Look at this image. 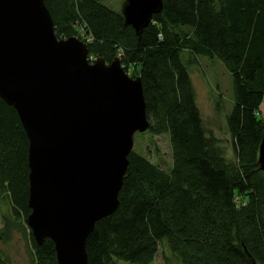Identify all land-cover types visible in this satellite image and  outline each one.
I'll return each instance as SVG.
<instances>
[{
    "label": "trees",
    "instance_id": "16d2710c",
    "mask_svg": "<svg viewBox=\"0 0 264 264\" xmlns=\"http://www.w3.org/2000/svg\"><path fill=\"white\" fill-rule=\"evenodd\" d=\"M107 0H43L57 39H90L88 59L114 57L141 86L151 136L167 134L165 173L132 151L115 211L85 240L88 264H150L164 242L162 264H264V171L257 166L264 101V0H161L137 36ZM123 2V0H118ZM85 39V38H84ZM197 57L219 61L230 76L225 117L234 162L203 128L190 69ZM27 139L15 111L0 101V198L26 218ZM20 226V227H19ZM30 242L29 264H56L53 245L5 221ZM0 264H5L0 256Z\"/></svg>",
    "mask_w": 264,
    "mask_h": 264
},
{
    "label": "water",
    "instance_id": "95a60500",
    "mask_svg": "<svg viewBox=\"0 0 264 264\" xmlns=\"http://www.w3.org/2000/svg\"><path fill=\"white\" fill-rule=\"evenodd\" d=\"M161 6L123 0V24L138 36ZM0 101L27 139L24 224L34 243L48 239L56 264H88L85 240L115 211L132 136L148 127L138 78L117 57L90 61L76 37L57 39L43 0H0Z\"/></svg>",
    "mask_w": 264,
    "mask_h": 264
},
{
    "label": "rangeland",
    "instance_id": "374dc122",
    "mask_svg": "<svg viewBox=\"0 0 264 264\" xmlns=\"http://www.w3.org/2000/svg\"><path fill=\"white\" fill-rule=\"evenodd\" d=\"M103 6L119 13L122 2L107 0ZM92 60L94 58L90 57ZM196 66L190 69L191 84L195 93V104L199 111L206 134L214 138L222 155L228 162H234L230 136L228 134L225 117L232 108L230 76L222 64L215 59L197 57ZM129 77L136 76L132 67L125 69ZM259 118L264 121V101L259 106ZM132 152L144 157L152 165L165 173L171 168V153L168 135L151 136L146 131L134 133L132 136ZM11 205L6 197L0 198V234L4 230V223H19L24 225L25 218H15ZM20 227V226H19ZM30 242L26 232L17 228H10L5 240H0V256L5 264H29ZM163 257H169V251L164 242L159 243L157 253L150 264H162ZM115 264H129L116 260Z\"/></svg>",
    "mask_w": 264,
    "mask_h": 264
},
{
    "label": "built area",
    "instance_id": "2783aa9c",
    "mask_svg": "<svg viewBox=\"0 0 264 264\" xmlns=\"http://www.w3.org/2000/svg\"><path fill=\"white\" fill-rule=\"evenodd\" d=\"M80 38H79V40H85V42H89L90 41V39L88 38V37H84V34H80V36H79ZM85 38V39H84ZM89 60L91 61L92 59L91 58H89Z\"/></svg>",
    "mask_w": 264,
    "mask_h": 264
}]
</instances>
